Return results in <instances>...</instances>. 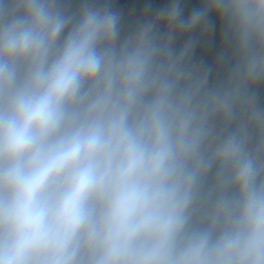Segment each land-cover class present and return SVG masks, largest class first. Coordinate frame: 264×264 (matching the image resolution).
Here are the masks:
<instances>
[{"label":"clouds","instance_id":"clouds-1","mask_svg":"<svg viewBox=\"0 0 264 264\" xmlns=\"http://www.w3.org/2000/svg\"><path fill=\"white\" fill-rule=\"evenodd\" d=\"M182 13L0 0V264H264V0Z\"/></svg>","mask_w":264,"mask_h":264},{"label":"crops","instance_id":"crops-1","mask_svg":"<svg viewBox=\"0 0 264 264\" xmlns=\"http://www.w3.org/2000/svg\"><path fill=\"white\" fill-rule=\"evenodd\" d=\"M73 7L77 6L79 0H70ZM172 3V0H111V6L121 12L122 14V28L124 31L130 30L137 19L140 18L143 10L147 6H151L153 10H158L162 7H166ZM181 7L183 9V17L185 19L190 16L193 10L203 7V0H180ZM209 21L213 25L211 31L204 33L198 29L196 32L190 34L192 37L198 38L200 41L195 48L193 59L199 61L205 65L213 68V73L210 79L217 78L216 58L219 52L222 50V29L223 25L215 15L210 14ZM162 25H160L161 31ZM189 36L181 37L176 42L177 50L183 46V43L189 39ZM259 94L262 100H264V88L259 90Z\"/></svg>","mask_w":264,"mask_h":264},{"label":"built area","instance_id":"built-area-1","mask_svg":"<svg viewBox=\"0 0 264 264\" xmlns=\"http://www.w3.org/2000/svg\"><path fill=\"white\" fill-rule=\"evenodd\" d=\"M154 11H156V10H154ZM165 31H166V28H165L164 25H162V27H161V33L165 32Z\"/></svg>","mask_w":264,"mask_h":264}]
</instances>
